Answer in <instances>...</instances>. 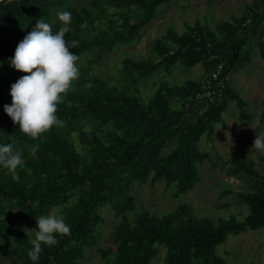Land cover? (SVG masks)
<instances>
[{"label":"trees","instance_id":"1","mask_svg":"<svg viewBox=\"0 0 264 264\" xmlns=\"http://www.w3.org/2000/svg\"><path fill=\"white\" fill-rule=\"evenodd\" d=\"M166 1L89 0L83 6L76 0H0V142L13 143L24 160L15 171L0 166V264H33L27 251L34 230L27 232L21 225L49 207L63 209L71 234L57 236L59 243L53 247L42 245L36 264H78L85 249L95 244V228L102 221L98 208L105 204L118 220L109 237L112 249H99L104 264H149L155 244L165 247L160 264H191L192 259L225 264L215 253L216 245L229 233L264 224V173L240 152L220 159V167L245 184L244 191L235 192L237 201L249 209L242 220L212 222L193 215L186 203L153 214L135 205L129 192L134 182L151 185L159 179L172 185L174 194L196 184L195 162L210 158L196 142L203 133L211 139L212 124L233 96L226 83L228 71L247 58L244 45L264 12V0L244 5L234 22L220 21L216 33L198 20L185 24L180 33L167 29L163 38L172 45L155 40L151 51L156 60H121L123 79L134 84L175 64L200 63L204 74L197 80L158 81L143 100L137 89L108 84L92 73L86 76L88 69L80 68L79 79L56 113L64 127H53L37 140L22 133L4 111L12 102L11 85L26 74L11 67L9 60L38 19L56 32L61 26L57 14L70 12L72 31L64 37L70 51L79 56L92 50L100 56L133 41ZM258 46L264 59V42ZM219 63L222 96L200 112L203 102L194 99V93ZM34 144L39 149L32 154Z\"/></svg>","mask_w":264,"mask_h":264},{"label":"rangeland","instance_id":"2","mask_svg":"<svg viewBox=\"0 0 264 264\" xmlns=\"http://www.w3.org/2000/svg\"><path fill=\"white\" fill-rule=\"evenodd\" d=\"M76 2L84 6L89 0ZM249 2L251 0H168L157 7L154 17L129 44L117 45L100 56H95L92 50H84L78 56L77 64L79 69H88L86 76L92 73L108 84L135 88L140 97L147 100L158 81L181 84L186 79L197 80L204 74L203 67L200 63L191 67L175 64L166 72L157 71L134 84L123 79L120 72L122 58L150 56L156 60L157 55L151 51L155 40L159 45H172L163 38L167 29L180 33L185 24L198 20L216 33L220 21L234 22V18L242 14L244 5ZM260 42H264V12L244 45L247 58L234 62L229 68L226 83L234 93L220 112L219 120L212 124L211 139L203 133L196 142L199 150L210 155V158L195 162L199 177L196 184L186 192L174 194L173 186L166 185L162 179L151 185L148 181L134 182L129 192L134 197L135 205L150 213L161 214L186 203L193 215L212 222L230 217L242 220L247 215L248 206L235 197V192L245 190V184L227 175L220 167V159H225L231 152H240L253 161L258 171L264 173V151L252 146L256 135L264 136V59L258 46ZM52 208H47L42 214H47ZM98 213L102 221L95 228V244L85 249L78 264H104L99 249H112L109 237L118 216L106 204L99 206ZM35 217L23 223L22 228L27 232L32 231L36 227ZM128 220L131 221V218ZM155 248L156 253L149 264H160L163 260L165 247L155 244ZM215 253L225 264H264V224L255 229L246 228L236 234H227L225 240L216 245ZM110 256L107 255V258ZM191 264L203 263L199 259H192Z\"/></svg>","mask_w":264,"mask_h":264},{"label":"clouds","instance_id":"3","mask_svg":"<svg viewBox=\"0 0 264 264\" xmlns=\"http://www.w3.org/2000/svg\"><path fill=\"white\" fill-rule=\"evenodd\" d=\"M57 15L61 26L56 32L49 23L38 19L33 29L17 44L9 60L11 67L26 74L11 85L12 102L4 105V111L20 131L33 140L53 127H64V122L56 114L58 106L80 76L79 57L70 51L64 38L72 31L71 13L62 11ZM252 146L264 151V136L256 135ZM38 149L39 144H34L30 151L35 154ZM23 164L22 150L15 148L13 143L0 142V166L15 171ZM35 219L36 228L28 241L32 247L27 251L33 264L40 259L42 245L53 247L59 243L57 236L71 234L61 207H54Z\"/></svg>","mask_w":264,"mask_h":264},{"label":"built area","instance_id":"4","mask_svg":"<svg viewBox=\"0 0 264 264\" xmlns=\"http://www.w3.org/2000/svg\"><path fill=\"white\" fill-rule=\"evenodd\" d=\"M222 69V64L216 65L214 70L200 80V88L195 91L193 98L203 102L200 106V112L203 111L206 105L213 101L215 97L220 98L223 92V84L219 80V73ZM211 81L214 82L213 86Z\"/></svg>","mask_w":264,"mask_h":264}]
</instances>
